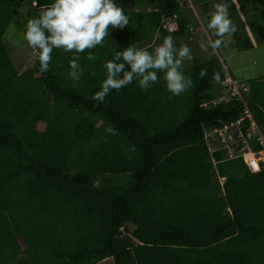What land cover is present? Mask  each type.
<instances>
[{
    "label": "trees",
    "instance_id": "obj_1",
    "mask_svg": "<svg viewBox=\"0 0 264 264\" xmlns=\"http://www.w3.org/2000/svg\"><path fill=\"white\" fill-rule=\"evenodd\" d=\"M24 1L0 0V264H264V166L250 169L238 138L249 121L237 124L247 107L264 137V76L246 84V104L219 100L222 63L195 59L180 96L169 99L161 74L147 91L133 81L95 102L105 61L130 45L191 38L187 11L178 0H118L128 26H109L91 50L97 59L80 54L74 82L62 50L47 72L38 53L32 67L16 68L3 38ZM51 2L33 0L27 21ZM218 2L195 0L209 12ZM226 3L238 41L251 29L263 44L264 0ZM225 127L231 158L229 144L208 135Z\"/></svg>",
    "mask_w": 264,
    "mask_h": 264
},
{
    "label": "clouds",
    "instance_id": "obj_2",
    "mask_svg": "<svg viewBox=\"0 0 264 264\" xmlns=\"http://www.w3.org/2000/svg\"><path fill=\"white\" fill-rule=\"evenodd\" d=\"M128 24L129 17L118 0H52L40 8L36 17L27 21L23 39L38 53L41 72L49 70L54 50L71 54L68 75L74 82H78L83 75L78 63L80 54L88 50L86 58L89 61L97 59L91 50L104 46L105 38L109 36V26L112 30L122 31ZM170 24L168 21V29L175 30L176 25L170 29ZM206 28L217 39L214 42L202 40L200 48L203 50L219 48L237 31L230 19L226 0L213 4V10L208 13ZM192 59L190 48L187 45L177 48L171 35L165 36L163 43L153 50L130 45L104 62L105 78L101 81L100 90L91 99L104 103L113 90L119 92L133 81L138 83L141 91H147L158 82L161 74L166 91L170 94L169 99L180 96L192 87L191 77L183 72L184 62ZM205 74L202 70L201 76ZM214 78L217 81L220 79L219 75ZM106 132L117 134L112 126L106 128Z\"/></svg>",
    "mask_w": 264,
    "mask_h": 264
},
{
    "label": "rangeland",
    "instance_id": "obj_3",
    "mask_svg": "<svg viewBox=\"0 0 264 264\" xmlns=\"http://www.w3.org/2000/svg\"><path fill=\"white\" fill-rule=\"evenodd\" d=\"M191 1V2H190ZM187 0L188 9L187 16L189 17L193 32H191V38H183L176 43L177 48L187 45L193 56L191 61H185L183 64V70L189 71L193 65L195 59L200 64H206L208 62L219 60L226 72V75L230 76L239 85H246L249 81L264 76V43L257 44L259 34L253 35L251 29L249 37L238 41L235 34H233L225 43H222L219 48L209 47L207 50L200 48V42L211 40L214 42L217 37L208 32L206 28L207 21L201 14L198 8L191 5L193 0ZM179 2H181L179 0ZM33 0H25L21 6L17 16L10 24L8 30L3 38L4 43L8 47L11 57L14 61L16 68L20 72H24L35 63L37 52H34L23 39L25 25L27 21V12L33 5ZM35 5V4H34ZM191 5V6H190ZM190 6V7H189ZM169 25L170 29H174L175 25L172 21ZM248 25V24H247ZM249 28V27H248ZM249 33V32H248ZM243 36V35H242ZM253 44L255 47H250ZM241 47H246L244 50H240ZM228 87L224 84L218 89V99L225 100L228 97ZM253 135H258L257 129H253ZM226 142L222 146L231 145V137L225 136ZM228 147V154L230 158L233 152V147ZM232 151V152H231ZM98 264H115L112 258H108Z\"/></svg>",
    "mask_w": 264,
    "mask_h": 264
},
{
    "label": "built area",
    "instance_id": "obj_4",
    "mask_svg": "<svg viewBox=\"0 0 264 264\" xmlns=\"http://www.w3.org/2000/svg\"><path fill=\"white\" fill-rule=\"evenodd\" d=\"M225 85L228 87V92H229L228 95H230V97H234L240 102L246 104L244 99V94L248 93L247 85L237 84L236 81L228 75H226ZM245 120L249 121V127L247 128V132L244 133L242 129H240L238 132V138L244 139V145H245V148L241 151V154L246 157V162L249 165L250 169L253 172H259L261 168L264 166V137L261 134L258 125L252 116V113L247 107L245 108L244 117L240 121H238L237 124L241 126L242 122H244ZM253 129H257L258 135H253L252 133ZM210 134L216 136L221 143L226 142L225 136L227 135L232 138L231 139L232 143L230 144L234 145L233 141L235 140L229 132V127H225L222 130L215 129L208 133V135ZM250 140L253 141L255 140L256 144L260 145L261 150L259 152L253 151V149L247 144ZM231 155H234V150Z\"/></svg>",
    "mask_w": 264,
    "mask_h": 264
},
{
    "label": "crops",
    "instance_id": "obj_5",
    "mask_svg": "<svg viewBox=\"0 0 264 264\" xmlns=\"http://www.w3.org/2000/svg\"><path fill=\"white\" fill-rule=\"evenodd\" d=\"M181 2H179V0H178V2L183 6V8L187 11V9H188V2H187V0H180ZM190 1V0H189ZM191 2V1H190ZM188 3V4H187ZM191 5L194 7L195 6V8H198L199 9V11L201 12V14L203 15V17L206 19V21H207V16H208V14L207 13H209V11H208V9L207 10H201V8L199 7V6H197L196 4H195V0H193V4L191 3ZM190 5V6H191ZM189 6V7H190ZM250 32V31H249Z\"/></svg>",
    "mask_w": 264,
    "mask_h": 264
}]
</instances>
